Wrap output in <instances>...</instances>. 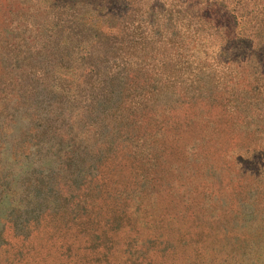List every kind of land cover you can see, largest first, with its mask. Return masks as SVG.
<instances>
[{
	"label": "rangeland",
	"instance_id": "obj_1",
	"mask_svg": "<svg viewBox=\"0 0 264 264\" xmlns=\"http://www.w3.org/2000/svg\"><path fill=\"white\" fill-rule=\"evenodd\" d=\"M228 23L223 0H0V264H264V49L203 40ZM148 145L175 192L111 195Z\"/></svg>",
	"mask_w": 264,
	"mask_h": 264
},
{
	"label": "trees",
	"instance_id": "obj_2",
	"mask_svg": "<svg viewBox=\"0 0 264 264\" xmlns=\"http://www.w3.org/2000/svg\"><path fill=\"white\" fill-rule=\"evenodd\" d=\"M223 5L227 13L229 14V23L228 27L226 29H215L213 33L208 34L206 38L203 40H207L209 42V46H219L220 48H228V45L231 44V48L235 49H240L241 53L235 54V62H240L244 64L247 59H249L247 56V53L253 54L256 50L254 49H264V33L262 32L261 28L264 27V0H223ZM184 6V5H182ZM177 17L180 20H183L185 24L192 22L191 19H193V16L190 14L189 10L184 9V8H178L176 9ZM170 20H172L170 18ZM193 29L192 32L195 34H200L202 30L205 31L204 25L205 24H199ZM203 23V22H202ZM178 28V24L175 25ZM190 28V25H188V29ZM256 29V30H254ZM187 31V28H186ZM190 31V29L188 30ZM253 31V32H252ZM223 32H226L227 35L233 36V40L230 42V39H228V36H225ZM226 37V38H225ZM227 39V40H225ZM199 45H203V42L200 40ZM234 56V54L232 55ZM171 57V53L168 54V59ZM227 62H231L228 60ZM214 63V61H213ZM71 69H75L74 66H72ZM95 69L92 67L89 68L88 72H85L87 76L92 77V75H95ZM181 70H178L177 68H169L165 70L164 76H165V83H171L175 84H181L183 80L180 77ZM77 75L82 77L84 74H81L77 68L75 69ZM188 75L189 72L186 69ZM73 72V71H72ZM191 74L186 76L184 79H186L188 82L191 83L192 87L193 82L195 83V78L197 76L195 70H191ZM194 74V75H192ZM154 76L156 78V75L153 74H145L144 76ZM142 76V78L144 77ZM75 77V76H74ZM135 78V77H134ZM155 81V80H154ZM185 81V80H184ZM181 82V83H180ZM157 83V82H156ZM151 84L147 78H145V81L140 83L138 87L133 85V87L129 86L126 89V96L128 99V103L130 105H135V104H142L147 106L149 103V99L151 100L153 97V93L148 92L147 94H144L145 90L148 91L149 89L152 88L149 86ZM154 84V83H153ZM216 87V86H215ZM219 89V88H218ZM228 98L230 99L231 96L228 94ZM227 98V99H228ZM124 97L122 98V101H124ZM232 99V98H231ZM130 101V102H129ZM135 102V104H134ZM154 148L151 147V145H148V147H144L141 149L133 150L131 153V158L135 162V167L133 168V171L131 173L132 176V181L130 182V185L133 186L132 190H127L125 186H115V189H109L108 192H111V195L114 193L116 194H121L123 196L130 197L132 193L135 190H138L139 192H142L143 194H158L160 190H165V191H170V192H175L177 189L176 186H174L172 183L169 182V180H164V179H154V178H149L150 177V167L145 166L146 163H148L150 160H152V163L154 162V159L152 154L154 153ZM252 158L253 160H257L258 164L264 163V154L261 150H254L252 152ZM170 165H173L170 163ZM263 165V164H262ZM174 166H172L173 168ZM94 186L95 189H99V192H102L101 187L98 184L92 185ZM119 187V188H118ZM125 188V189H124ZM120 189V192L118 190ZM113 192V193H112ZM129 199V198H125ZM142 209V205L138 204L136 210L140 212ZM101 230L96 232V235L100 238V232ZM65 257L67 260H71L74 262L76 258V254L71 249L69 246H65L61 248V251L59 252V257Z\"/></svg>",
	"mask_w": 264,
	"mask_h": 264
},
{
	"label": "crops",
	"instance_id": "obj_3",
	"mask_svg": "<svg viewBox=\"0 0 264 264\" xmlns=\"http://www.w3.org/2000/svg\"><path fill=\"white\" fill-rule=\"evenodd\" d=\"M251 213V215H252V222H251V224L253 225L252 227H255V226H257V227H259V225L258 224H254V222L256 221V219H258V216H260L261 214H263L264 213V208L263 209H257V208H252V212H250ZM257 223H259L258 222V220H257Z\"/></svg>",
	"mask_w": 264,
	"mask_h": 264
}]
</instances>
